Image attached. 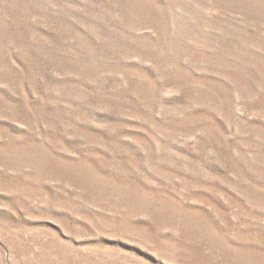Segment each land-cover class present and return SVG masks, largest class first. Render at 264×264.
<instances>
[{
	"label": "rangeland",
	"instance_id": "1",
	"mask_svg": "<svg viewBox=\"0 0 264 264\" xmlns=\"http://www.w3.org/2000/svg\"><path fill=\"white\" fill-rule=\"evenodd\" d=\"M0 264H264V0H0Z\"/></svg>",
	"mask_w": 264,
	"mask_h": 264
}]
</instances>
